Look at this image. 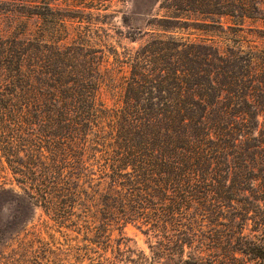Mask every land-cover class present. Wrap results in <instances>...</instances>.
Listing matches in <instances>:
<instances>
[{
  "label": "trees",
  "instance_id": "obj_1",
  "mask_svg": "<svg viewBox=\"0 0 264 264\" xmlns=\"http://www.w3.org/2000/svg\"><path fill=\"white\" fill-rule=\"evenodd\" d=\"M166 1L204 30L216 22L223 37L159 35L127 50L110 75L113 107L97 98L95 49L48 43L41 31L10 36L0 53V149L52 219L68 218L87 193L83 211L101 229L251 203L240 217L262 233L241 248L264 264V46L238 43L246 20L264 23V0Z\"/></svg>",
  "mask_w": 264,
  "mask_h": 264
},
{
  "label": "rangeland",
  "instance_id": "obj_2",
  "mask_svg": "<svg viewBox=\"0 0 264 264\" xmlns=\"http://www.w3.org/2000/svg\"><path fill=\"white\" fill-rule=\"evenodd\" d=\"M42 1L57 9V14H50L40 5ZM166 2L0 0V53H5L8 38L18 31L27 36L41 31L48 35V43H73L74 39L84 50L95 49L94 61L100 63L102 73L97 98L113 107L120 100L110 75H116L118 58L127 50L159 35L195 41L223 37L216 22L204 30L198 15L167 8ZM27 9L47 12L43 17ZM243 29L239 44L264 46L262 21L246 20ZM78 33L82 40L75 39ZM19 176L8 167L0 149V264H255L241 248L243 241L262 233V226L251 218L240 217L242 207L250 209L251 203L191 209V218L167 225L136 219L110 221L101 229L98 216L83 211V204L90 201L85 197L88 193L76 199L68 218L52 219L30 197L26 185L16 180Z\"/></svg>",
  "mask_w": 264,
  "mask_h": 264
}]
</instances>
